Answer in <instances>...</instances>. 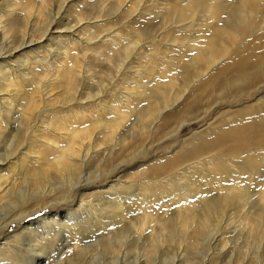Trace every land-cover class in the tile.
I'll list each match as a JSON object with an SVG mask.
<instances>
[{"label":"bare ground","instance_id":"6f19581e","mask_svg":"<svg viewBox=\"0 0 264 264\" xmlns=\"http://www.w3.org/2000/svg\"><path fill=\"white\" fill-rule=\"evenodd\" d=\"M0 264H264V0H0Z\"/></svg>","mask_w":264,"mask_h":264},{"label":"rangeland","instance_id":"374dc122","mask_svg":"<svg viewBox=\"0 0 264 264\" xmlns=\"http://www.w3.org/2000/svg\"><path fill=\"white\" fill-rule=\"evenodd\" d=\"M76 201V199L75 200H73L71 203H69V204H61L58 208H50L51 209V211H53L54 212V210H58V211H61L62 209H65L66 207H68V206H70V205H75L76 203H77V201ZM21 226V224L20 223H16L15 225H13V227L11 228V230H14L15 228H19V227ZM30 258H31V260H32V256H30Z\"/></svg>","mask_w":264,"mask_h":264}]
</instances>
